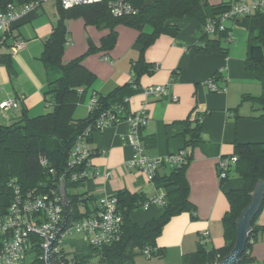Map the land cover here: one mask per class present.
Returning a JSON list of instances; mask_svg holds the SVG:
<instances>
[{
    "label": "crops",
    "instance_id": "crops-1",
    "mask_svg": "<svg viewBox=\"0 0 264 264\" xmlns=\"http://www.w3.org/2000/svg\"><path fill=\"white\" fill-rule=\"evenodd\" d=\"M219 1L228 0H212ZM59 17L56 1L48 0L12 24L13 37L24 40V46L12 50L0 61V102L13 97L20 100V105L2 110L1 124L17 120L23 110L29 117L47 112L49 105L44 93L49 80L58 72L48 70L41 55ZM174 22L178 25L175 35L160 33L141 53V45L137 42L139 31L132 26L117 24L114 45L103 50L101 40L109 32L103 23H87L82 17L64 21L67 34L61 63L81 57L83 65L96 77L76 104L73 118L87 116L93 93L106 95L114 91L111 104L121 107L124 113L143 111L148 117L146 125L140 129L144 152L151 157L165 158L184 146L181 121L194 118L197 113L201 116L200 140L188 149L191 160L185 173L194 216L188 211L172 216L156 240V246L164 250V255L145 257L138 254L134 264H182V255L196 250L198 237L204 230L210 235L206 249L223 246L221 219L229 208L225 191L242 187L243 180L231 172L221 185L218 161L235 155L236 143L264 141V124L258 118L260 103L253 99L241 101L243 94L264 98V72L245 68L247 41H232L225 57L194 52L188 45L199 40V22L191 16L174 19ZM150 30V26L144 27L145 32ZM89 43L94 46L91 52H87ZM6 51L3 48L0 52ZM140 54H143V61L155 68L135 75L134 66ZM217 71L221 72L220 77L214 81L219 89L211 90L208 80ZM151 85H167V94L146 95L144 89ZM128 130V122L122 119L92 134L88 142L92 151L87 169L90 175L75 188L77 192L94 198L114 195L120 190L136 192L146 198L164 194L162 185L147 179L141 170L128 166L134 153L124 140ZM169 171L170 167L161 162L156 174L162 176ZM161 207L141 205L130 217L143 224L158 216ZM257 224L260 230L256 233L249 263L264 261V206ZM80 239V235L74 234L67 239V245Z\"/></svg>",
    "mask_w": 264,
    "mask_h": 264
},
{
    "label": "trees",
    "instance_id": "trees-1",
    "mask_svg": "<svg viewBox=\"0 0 264 264\" xmlns=\"http://www.w3.org/2000/svg\"><path fill=\"white\" fill-rule=\"evenodd\" d=\"M32 0H0V9L8 3L21 5ZM60 13L59 20L52 33L46 39L41 55L48 70H56L58 75L48 82V89L44 93L47 105L51 110L29 117L25 110L23 114L10 124L0 123V214H4L14 196L13 185L20 191L38 194H59L61 177L65 184L67 199L70 202V211L67 225L74 220L90 216L99 198H94L76 190L68 191V188H76L83 180H71L72 172L83 167H69L68 159L70 151L77 136L87 128V141L95 131H99L96 122L101 116L115 113L118 106L111 104L114 91L103 95L93 93L95 98L90 106L87 116L73 118L72 113L76 104L81 101L85 92L96 80L95 75L82 63L81 57H77L66 64L61 63V55L66 45L65 19L82 17L87 23L104 24L109 28L101 42V49L109 50L115 42L117 24H125L139 31L137 42L141 45L140 52L149 45L160 33L175 35L178 25L174 19L191 16L199 22V40L188 45L191 51L198 53H217L225 57L228 47L233 41L227 38L235 24L243 25L247 30L248 55L245 59V68L256 72H264V11H256L242 17L233 18L231 26L226 24L225 31L209 35L203 31V25L207 18L218 17L225 12L230 0L212 2V0H122L128 3L133 11L115 16L111 13L108 1L101 0L90 4L63 7L59 0H55ZM148 25L151 30L144 31ZM12 27L6 31V46L13 37ZM16 37H13V40ZM94 46L89 43L87 52H91ZM0 52V61L10 54ZM135 63L134 73L152 71L155 66L142 60ZM214 80L220 77L217 71L212 75ZM253 99L260 103L261 113L258 118L264 124V98L243 94L241 101ZM196 114L194 118H186L183 135L185 137V151L183 160L178 165L170 168V171L162 176L155 175L153 180L164 187V204L158 216L151 218L143 224H138L130 217L134 209L143 205L146 197L128 190H120L114 196L117 200V211L121 215L120 238L110 244L101 247L92 246L84 241L74 240L69 247L60 248L53 253L54 264H134V257L142 254L144 248H150V257H162L164 250L156 246L164 225L170 218L183 211H188L194 216V206L189 201V185L186 180V168L191 160L188 150L200 140L201 118ZM142 138V137H141ZM143 139V138H142ZM234 154L235 162L226 170L224 177L220 178L221 185L231 175V172L241 177L243 186L225 191L229 208L223 214L221 222L223 226L224 245L219 248L206 249L198 245L196 250L182 255V264H214L226 256L232 249L236 240V220L242 210L251 202V191L259 180H264V141L236 143ZM41 158L47 162L41 163ZM93 209H91V207ZM264 206L263 201L258 212L250 223V231L246 240L244 252L239 264L252 261L251 248L256 239V233L260 230L257 224L258 214ZM87 209L82 210V208ZM263 229V228H262ZM30 251L36 260L42 263L40 257L43 249L40 247V237L30 235Z\"/></svg>",
    "mask_w": 264,
    "mask_h": 264
},
{
    "label": "built area",
    "instance_id": "built-area-1",
    "mask_svg": "<svg viewBox=\"0 0 264 264\" xmlns=\"http://www.w3.org/2000/svg\"><path fill=\"white\" fill-rule=\"evenodd\" d=\"M48 0H32L21 5L8 3L3 9H0V51L6 48L10 53L12 50L21 49L24 46V40L16 38L6 46V31L21 16L30 10L41 5ZM63 7L74 5L90 4L101 0H59ZM108 6L111 13L115 16L123 13L132 12V7L122 0H109ZM256 11H264V0H230L229 6L225 12L218 17L207 18L203 31L209 35L225 31L226 21L233 18H239ZM232 34L228 33L227 38L231 39ZM9 42V41H8ZM221 72L219 71V74ZM211 90H217L214 78L208 80ZM148 96H162L167 94V85H151L144 89ZM175 99V98H174ZM95 98L91 97L90 106L94 103ZM18 106L16 100L6 99L0 102V109L7 110ZM125 119L129 124V130L124 136V140L130 144L134 150L132 159L127 163L129 167H135L141 170L147 179L153 180L161 162L166 163L170 168L182 162L185 154L184 150H179L167 155L165 158L151 157L144 152L142 145L140 129L147 123L145 112L124 113L121 107H118L115 113H109L107 116H101L96 122L99 130L115 124ZM89 128L79 134L70 151L68 166L83 167L71 173V180L85 179L90 174L87 169L90 166L92 151L89 148L86 138ZM236 155L222 157L218 161L219 178L224 177L226 170L235 162ZM47 160L41 158V163L45 164ZM63 177H61L62 179ZM14 196L9 203L4 214H0V264H45L44 250L53 231L61 224L63 220V206L60 194L45 193L38 194L33 192H22L19 187L13 185ZM151 204H164V194H156L146 198L143 207L146 208ZM121 215L117 211V200L114 196H102L98 199L95 209L90 216L74 220L70 226L66 225L57 235L52 252L65 246L67 239L78 234L85 243L101 247L113 243L120 238ZM46 235H45V234ZM30 235H36L42 240L40 247L43 249V255L39 263L35 257L29 259L31 246ZM210 235L207 230L201 232L198 237V245L205 247L209 241ZM142 254L150 257V248H144ZM245 264H264L245 263Z\"/></svg>",
    "mask_w": 264,
    "mask_h": 264
},
{
    "label": "water",
    "instance_id": "water-1",
    "mask_svg": "<svg viewBox=\"0 0 264 264\" xmlns=\"http://www.w3.org/2000/svg\"><path fill=\"white\" fill-rule=\"evenodd\" d=\"M263 192H264V180H259L253 187L251 191V202L242 210L239 217L236 220V240L231 249V251L224 256L220 261L215 262L214 264H239L241 256L244 252L246 240L248 233L250 231V223L253 220V217L258 212L262 201H263ZM59 194L61 197V202L63 206V220L61 224L53 231L52 236L48 238L47 246L44 250V263L45 264H54L53 263V252L52 247L53 243L58 235V233L67 225L70 211V202L67 199L65 184L61 179V185L59 189Z\"/></svg>",
    "mask_w": 264,
    "mask_h": 264
},
{
    "label": "rangeland",
    "instance_id": "rangeland-1",
    "mask_svg": "<svg viewBox=\"0 0 264 264\" xmlns=\"http://www.w3.org/2000/svg\"><path fill=\"white\" fill-rule=\"evenodd\" d=\"M226 23H230L231 24V21L230 20H228V21H226ZM232 35H233V43H235V42H246L247 41V30H246V28L243 26V25H238V24H234L233 26H232ZM10 99H12V100H16V102L18 103V106L20 105V100L18 99V98H13V97H11ZM48 109L46 110V111H49V110H51V106H48L47 107ZM3 112H2V110H0V114H2ZM34 115H36V114H31L30 116H34ZM73 191V190H76L75 188H73V187H69L68 188V191ZM67 246H69V245H67V243L65 244V247H67ZM34 257V254L33 253H30L29 254V259L30 258H33Z\"/></svg>",
    "mask_w": 264,
    "mask_h": 264
}]
</instances>
